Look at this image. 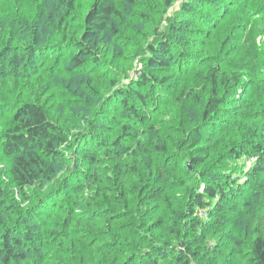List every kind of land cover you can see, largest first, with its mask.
I'll list each match as a JSON object with an SVG mask.
<instances>
[{"label": "rangeland", "instance_id": "obj_1", "mask_svg": "<svg viewBox=\"0 0 264 264\" xmlns=\"http://www.w3.org/2000/svg\"><path fill=\"white\" fill-rule=\"evenodd\" d=\"M47 1L48 23H55L63 16V3L60 0ZM184 1L174 0L171 5H167V0H115L122 15L113 16L108 21V28L101 30L96 39L82 40V36H79L69 44H58L61 34L51 25L45 26L42 32L46 37L56 38H41V45L37 43L39 49L32 50L35 54L31 57V53L28 60L21 59L25 48L8 52L5 70L0 72L11 73L12 67L20 65L17 74L22 75L26 85L38 86L36 94L46 104L49 117L69 129L73 140L65 153L66 165L55 166L53 178L34 192L35 202L42 205L32 228L36 232L33 236L35 239L43 242V236L48 231H60V234L69 238V233L75 234L77 229L80 232L79 229L83 230L82 227L87 225V221L80 217L87 220L92 218L90 225L97 222L100 227L105 226L106 212L109 210H99L95 205L94 191H91L92 187L88 188L93 184L91 176H85L92 171H101L103 174L110 171L109 160L102 155L104 150L101 143L110 144L121 137L123 148L135 147V140L140 139L136 137L137 132L143 129L147 131L150 125L155 126L157 138L167 142L172 138L178 139L182 130L186 133L200 124L203 125L204 134L213 139L210 142L213 153L201 165L193 163L190 150L178 148L172 150L175 154L172 158L170 155L159 159L156 163L158 166L151 164L153 171L148 175L141 163H151L152 159L143 160V156H139L138 173L146 171L149 178L144 184L150 186L148 193L157 188L165 190L161 199L149 200L148 193H145L138 202L140 213L144 215L145 211L143 218H147V223L152 220L155 231L148 237L157 236V244H160V240L166 244L163 249L155 250L143 246L135 258V264H152L156 259L159 264L176 262L182 245L175 240L176 234L172 230L181 227L177 215L186 210L188 200L192 198L190 192L197 193L196 189H199L202 193L205 186H224L228 183L230 187L226 190L229 199L225 198V202L230 201L227 202L228 206L236 203L234 211H227L226 222L220 223L218 217L213 215L218 199L211 201L205 196L211 204L198 208L195 214L202 222L198 232L200 243L194 246L200 253L195 256L187 249L185 256L187 261L190 260L189 264H245L246 260L231 240L235 236H248L252 212L264 214V172L255 179H248L245 175L258 160H262V167L264 162L255 151L239 157L226 154L230 147L241 142L246 130L256 128L258 136L255 140L264 142V130L260 128L264 122V0H189L188 10L181 7ZM93 3L94 0L77 1L76 22H71L74 23L73 28L79 29L77 25H81ZM16 4V0H6L5 3L0 0L2 7ZM31 13L34 17L39 14L38 11H35L36 14L34 11ZM27 38L30 39L28 35ZM80 40L83 41V57L87 58V63L78 66L72 57L79 54L78 44L75 43ZM151 43L158 49L164 43L168 47L165 52L154 51L150 49ZM182 54L193 59L192 63H196L202 75H209L214 67H220V72L235 73L242 81L235 88L232 83L231 93L210 116H204L210 98V81L205 82L207 90L199 103L186 100V104L181 105L178 100L180 96L176 86L183 88L194 81L193 69H189L185 63L188 58ZM153 58L164 63L151 65ZM141 73L148 77L147 84H142L144 78ZM7 81L11 82V78L0 80L2 88H5ZM3 95L4 92L0 90V96ZM123 99L137 108L136 119L123 105ZM251 101L254 104L246 109L247 102ZM4 102V108L13 104L11 101ZM3 107H0V132L4 120L1 114ZM256 108L259 111H255ZM11 112L9 110L5 117ZM261 113L263 118L259 116ZM170 114L180 117L179 123H173ZM244 114H248L246 119ZM187 118L189 120L186 121ZM126 125L128 129L124 128ZM83 154L95 155L96 163L89 167L82 166V169L81 166L72 168ZM150 155L153 156L151 152ZM175 159L180 161L177 165ZM90 168L92 170L89 171ZM229 174L232 177L230 181L227 177ZM240 186L243 190L238 189ZM68 200L78 201L79 206L74 213L76 218L71 220V227L67 230L62 227L61 219L67 215L70 205ZM90 202L94 205L90 206ZM131 218L125 216L119 223L124 222V225L129 226L132 220L136 221L135 215ZM125 229L123 227L121 232ZM187 230H183L186 241L193 237V233ZM124 238L125 235L119 237L120 240ZM60 240L66 244V250L72 248V251L73 242L78 241L74 236L68 240L70 242L59 236L56 244ZM217 249L222 253L220 258L210 254ZM49 253L56 254L52 248ZM130 253L124 251L126 258L122 256L118 264L128 260ZM30 256L31 260L23 264H39L37 254ZM49 258L51 261L52 256Z\"/></svg>", "mask_w": 264, "mask_h": 264}, {"label": "trees", "instance_id": "obj_2", "mask_svg": "<svg viewBox=\"0 0 264 264\" xmlns=\"http://www.w3.org/2000/svg\"><path fill=\"white\" fill-rule=\"evenodd\" d=\"M16 1L17 4L15 6L6 7L7 5H4L2 7L0 5L1 71L5 70L6 64L4 63H6L8 58V52L12 53L13 51H18L20 48H25L21 59L23 58V61L25 59L28 60L27 57L31 55L32 50H35L37 47L39 49L40 46H37V43L41 45V38H46L47 40L56 38L55 36L46 37L43 34L42 31L45 26L51 27L52 25L54 29L59 30L61 42L58 44L63 45L73 42L74 38L77 39L79 36H82V40L96 39L101 30L108 28V21L113 16L122 15L115 0H94L88 15L82 19L81 25H77L79 29H76L73 27L76 22L75 11L77 10L78 0H60L64 7L63 16L51 24L48 23L46 16L49 8L47 0H37L36 2H32V0H28L27 2L25 0ZM173 1L167 0L166 4L171 5ZM5 2L6 0H4ZM181 7L184 10H188L189 0L184 1ZM32 11L34 13L38 11V16H31ZM27 35L31 40L27 38ZM31 36H34V38H31ZM82 40L79 43L74 42L78 44L79 54L76 53L72 57V60L78 66L87 63V58L83 57L84 46ZM149 46L151 50L164 52L168 47L167 43L162 44L160 49L152 43ZM34 54L33 52L31 57ZM182 56H185V54H182ZM185 57L188 58L185 63L189 66V69H193L194 81L193 84L188 83L183 88L176 86L180 96L178 100L181 105H185L186 100L190 103H199L202 94L207 90L205 82L210 81V98L207 101L208 108L204 112L205 117L210 116L225 102L228 93H231L232 83L234 84L233 88H235L238 84H242V81L235 73L220 72V67H214L209 75H202L196 67V63H192L193 59L190 60V57ZM158 62L164 63L162 60L153 58L150 64H159ZM20 67V65L12 67L11 73L5 74L4 72H0V80L11 78V82L7 81L5 88H2L0 84V90L4 92V95L0 96V107L6 106L4 101L13 102L11 107H3L1 110L4 120L1 122L2 130L0 132V264H23L31 260L30 254H37L36 259H40L39 264H49V262L51 264H118L120 258L125 256L124 251L131 252L132 254H129L128 260H124L125 256L124 261L120 264H135V258L138 256L139 251L143 249V246H148L153 250L163 249V245L166 244L165 241L162 242L160 240V244H157V236L155 238L148 237L149 234L155 231L152 225V218L149 219L151 220L150 223H147V218H143L145 211L144 215L140 213L141 207L138 206V202L150 189V186H146L144 183L149 178L148 175L152 174L153 166H158L156 163L159 162V159L162 160L163 157L167 158L170 155L172 158L175 155L172 151L173 149L187 148L192 153L191 159L193 163L197 165H201L209 159L213 153L210 147V142L213 139L204 134L203 125L199 126L200 124H198L187 130L186 133L180 129L182 130L180 137L178 139L172 138L167 142L158 139L155 126L150 125L147 131H143V129L137 132L136 137L140 139L135 140V147L128 146L123 148L124 141L121 137L110 144L106 142L101 143L100 146L104 150L102 155L109 160L108 168L110 171L105 174L101 171H92V173L85 176H91L93 184L88 188L92 187L91 191H94L93 193L96 197L95 205L99 207V210H109L106 212L105 226L100 227L97 222L90 225L89 222L92 218L87 220L80 217L81 220L87 221V225L82 227L83 230L79 229L80 232L77 229L75 230V234H72L73 232L69 233L70 237L67 238L64 234H60V231L56 233L48 231V234L46 232L45 236H43V242H40L33 237L36 232L32 230L37 222L35 216L39 214V209L42 206L35 202L36 198L34 196L36 195H34V192L42 187L46 181L53 178L55 166L58 164H62V166L66 165L64 159H67V157L65 153L66 150H69L67 149L68 146L73 144V140L70 137L69 129L49 117V110L46 104L36 94L35 89L38 86L26 85V81L22 79V75L17 74ZM141 74L144 78L142 84H147L148 77L145 73ZM29 86L32 88H29ZM132 93L135 94L136 92ZM138 96L141 98V95ZM122 101L123 105L128 108L130 115L136 119L138 115L137 108L130 106L127 99H123ZM253 104L252 101L247 102L245 108L247 109L248 106ZM252 109H255V107ZM256 109L255 111H259L258 108ZM9 110H12V112L9 113L8 117H5ZM244 115L246 119L248 114ZM259 116L263 118L262 113ZM172 117L173 115L170 114V119H172L173 123H179L180 117ZM178 126L179 124L175 127ZM124 128L128 129V126L126 125ZM170 128L173 130V126ZM260 128L264 130V122L261 123ZM245 132L241 142L230 147L226 155L229 157H233V155L239 157L242 154L249 155V153L255 151L261 159L263 158L264 162V142L255 140V137L258 136L256 128L246 130ZM177 134L179 135L180 132L177 131ZM204 136L208 140L204 141ZM150 152L153 156L150 155ZM140 155L143 156V160L152 159L151 163H146L145 161L141 163L148 172L147 176L146 171L143 174L138 173ZM96 161L95 155L83 154L81 160L77 161L76 165L72 168L77 169V166H81V169L82 166L89 167V165L95 164ZM178 162L180 161L175 159V165ZM261 163L262 160H258L249 169V172L245 173L248 179H255L259 173L264 172V167H262ZM134 174H137V176H134ZM227 177L228 181L232 179L231 174ZM229 187L230 183L224 186L219 184L217 186L208 185L205 186V191L202 193L199 189H196L197 193L195 191L194 193L190 192L192 198L188 200L186 210L181 211L177 215V220H180L181 227L177 230H172L176 234L175 240L179 241L182 247L175 258L176 262L170 264H189L190 260L187 261L185 256L187 249L190 254H194L195 256L200 253L194 246L200 243L201 237L198 235V232L200 231L202 222L195 214L198 208L208 207L211 204L206 200L205 196H208L211 201L218 199L216 202L218 204L215 207L213 215L218 217L217 220L220 223L226 222V212L230 210L234 211L236 204L228 206L227 202L230 201L225 202V198L229 199L226 190ZM238 189L243 190V187L240 186ZM164 194L165 190L157 188L150 194L148 193L147 196L150 198L149 200H153L154 198L161 199ZM26 201L29 202L26 203ZM68 204L70 205L67 209V215L64 219H61L62 227H65L67 230L71 227V220H75L76 218L74 213L79 206V202L68 200ZM93 205L90 202V206ZM122 209L125 210L123 211ZM148 214L149 211H147ZM134 215L136 221H134L135 219L132 220L129 226L127 224L124 225V222L119 223L123 217L127 216L131 218ZM250 215V233L248 236H235L231 242L234 247H238L240 254L246 260L245 264H264V214L254 211ZM79 224L81 223H77L76 225ZM24 226L26 227V231L22 229ZM123 227L126 229L124 232H121ZM183 230L192 232L193 237L186 241ZM124 235L126 238L120 240L119 237H123ZM59 236L67 241L72 236L78 239L77 242H73V251L72 248L65 249L64 245L66 244L63 240H60L56 244ZM51 248L56 254L51 255L49 253ZM41 249L42 252H40ZM210 254L214 258H220L222 253L217 249ZM49 256H52L51 261ZM152 264H159V260H154Z\"/></svg>", "mask_w": 264, "mask_h": 264}]
</instances>
